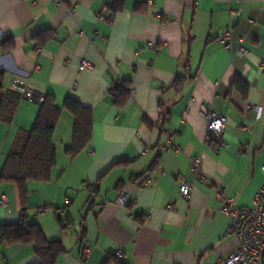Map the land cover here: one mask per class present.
Here are the masks:
<instances>
[{"label": "crops", "instance_id": "1", "mask_svg": "<svg viewBox=\"0 0 264 264\" xmlns=\"http://www.w3.org/2000/svg\"><path fill=\"white\" fill-rule=\"evenodd\" d=\"M227 26L228 48L218 41ZM0 69L20 97L0 122V174L39 110L22 86L91 110L90 138L74 155L73 118L61 111L55 166L49 179L27 180L24 203L14 182L0 181V224L24 210L46 239L61 241L54 264H212L235 249L215 189L250 206L264 182V0H0ZM116 81L132 89L123 106L107 93ZM200 105L225 117L222 144L205 141ZM195 156L204 178L191 170ZM40 262L33 244L0 243V264Z\"/></svg>", "mask_w": 264, "mask_h": 264}, {"label": "trees", "instance_id": "2", "mask_svg": "<svg viewBox=\"0 0 264 264\" xmlns=\"http://www.w3.org/2000/svg\"><path fill=\"white\" fill-rule=\"evenodd\" d=\"M7 43L11 44V42ZM8 44L2 49H8ZM3 78L0 69V122L11 120L20 98L16 92L4 88ZM181 80L182 77L177 75L175 85L181 83ZM243 83L235 80L233 84L238 89L244 87L245 83ZM107 93L112 97L115 105L123 106L131 97L132 89L127 81H116L109 87ZM39 102L40 106L33 126L21 138L22 142L16 143L11 149L5 160L4 171L0 174V181L14 182L18 186L22 203L25 201L27 180H47L51 169L55 166L56 152L52 137L61 111L67 110L73 118L72 143L66 148L67 152L76 154L85 146L91 134V110L76 99L67 97L62 108L57 106L54 97L49 94L44 95ZM1 242L33 244L35 253L41 260L39 264H54L57 256L64 252L60 240L46 239L36 224L26 221L24 210L18 222L0 224ZM261 264H264V257Z\"/></svg>", "mask_w": 264, "mask_h": 264}, {"label": "built area", "instance_id": "3", "mask_svg": "<svg viewBox=\"0 0 264 264\" xmlns=\"http://www.w3.org/2000/svg\"><path fill=\"white\" fill-rule=\"evenodd\" d=\"M230 26L225 27L218 41L224 47H229ZM90 67L87 61H81L79 65L80 70H85ZM21 95L28 99L41 101L43 97H36L32 88L24 85L20 89ZM255 115L261 114V107L254 106ZM200 113L205 117V141L209 143L212 140L218 141L222 144V131L225 124V117L211 109L206 105L199 106ZM165 138L169 147L178 148L174 143L173 135L166 131ZM191 170L194 173L201 174V157L195 156L190 160ZM262 174H264V165L261 166ZM96 185H92L94 189ZM192 184L189 181H182L179 185V193L188 198L190 195ZM217 196L220 200L219 211L226 214L229 218V227L227 232L236 240L235 249L225 257L216 258L212 264H261L262 257H264V182L258 187L250 206H237L233 196L224 194L222 187H217ZM130 201L129 196L125 192H121L117 197V204L120 206L126 205ZM0 204L7 206V199L5 196L0 198ZM91 245L88 242L82 243L83 255L90 252Z\"/></svg>", "mask_w": 264, "mask_h": 264}]
</instances>
